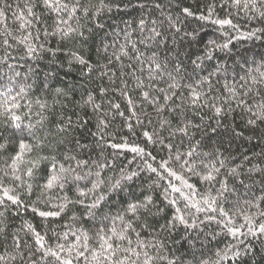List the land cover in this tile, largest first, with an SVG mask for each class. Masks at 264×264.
Masks as SVG:
<instances>
[{"label":"trees","instance_id":"1","mask_svg":"<svg viewBox=\"0 0 264 264\" xmlns=\"http://www.w3.org/2000/svg\"><path fill=\"white\" fill-rule=\"evenodd\" d=\"M80 3L91 11L64 37L66 12L0 0V264H264V0H104L99 16L100 0ZM224 19L232 24L213 22ZM21 143L32 146L25 161L48 159L31 178L21 165L18 181ZM53 165L69 171L46 190ZM149 199V210L129 211Z\"/></svg>","mask_w":264,"mask_h":264},{"label":"snow or ice","instance_id":"2","mask_svg":"<svg viewBox=\"0 0 264 264\" xmlns=\"http://www.w3.org/2000/svg\"><path fill=\"white\" fill-rule=\"evenodd\" d=\"M240 3H241V0H234V4L235 5L239 6ZM256 3H257V0H244V7L247 8V7H249V4H251V6L253 8H255ZM43 4H44L45 7L49 8V9H51L53 11L59 12V11L62 10V11L66 12L68 14L67 19L60 18L59 19V22L57 24V31L58 32H61L64 37H68V36L72 35L73 33H77V30L75 28H73L69 24V21L71 19H73L74 17H76V13L78 11L79 12H82V14L84 16H88L89 15V12L91 11V8L89 7V5H87V4H81L80 3V0H75V3L72 4L71 7H69V5L67 3H63L62 0H43ZM94 7H95V10L92 11V15L93 16H99L100 13L104 10V8L107 7V5L104 4V0H100V4L98 6H94ZM29 12H31L30 9H29ZM185 12L188 15H191V13L188 12L187 9H185ZM2 14H3L2 11H0V15H2ZM261 15H264V13H261ZM200 19H205V17H200ZM213 22L216 23V24H219L220 26L231 25L232 24V21L231 20H228V19L215 20ZM29 23H30V21H29ZM60 24H63L66 27L65 28H60ZM153 31H155V30H153ZM78 35L83 36V33L80 32V33H78ZM157 35H159V33H157ZM217 47L227 48V44L217 45ZM32 50L34 51V49H32ZM73 56H75L76 59L80 63H85V61L83 60V58L81 56H78L76 53H73ZM208 56L210 58V56H211V50H209ZM262 75H264V73H262ZM253 82L256 83L255 80H253ZM245 83H247V81ZM169 87L170 88H176L177 87V84L175 82H173V83H171L169 85ZM193 96L195 97V99H199V95L195 92V90H193ZM91 99L92 98L89 97V100L86 101V103H90L91 102ZM220 111H221V109H219V108L216 109V113L217 114H219ZM258 118L264 119V117H258ZM12 120H13V124L11 126L13 128H15V129H17V130H20V128H21L20 124L19 123H15V121L19 120V117L13 116L12 117ZM250 123H253V121H250ZM0 147H3V146L0 145ZM35 147L37 149H39L40 148V144H37ZM113 147H115V145H113ZM31 151H32V146L31 145L25 144V143H21L19 145V152L15 155V157L11 158L10 167L13 170L14 178L16 180H18V181L21 179V177H20V175H15V173H17L19 171L21 165H25V164L31 165L30 167H27L25 169V174L28 177L31 178L33 176L34 170L39 169V166H40L41 161H44V160H47L48 159L46 156H38L36 159L25 161V159H24L25 153L26 152H31ZM132 151L139 153L142 150L141 149H137V148H133ZM188 155L190 156L191 153H188ZM151 170L153 172L156 171V169H154V168H152ZM66 171H69V170L68 169H65L62 165L60 166L59 170H57L55 168V165H53V167H52V174L50 176L45 177L46 183L43 185V187L46 190H51L54 186H59V187L62 188L63 187L62 181H63L64 177L61 174L64 173V172H66ZM169 174L172 175V176H175L176 179H181V177L176 176V173L175 172H169ZM97 176H99V173H97ZM212 178L213 177H211V176L205 177V179H212ZM75 179H81V177L77 176V177H75ZM126 179H129L130 180L131 179V176L126 177ZM99 187H100V181H97V183L93 184V186H92L91 189H89L87 192L80 191L79 192V195L81 197L87 198V196L89 195L90 192L96 191ZM188 187H191V185H189ZM28 188L29 189L31 188V185L30 184L28 185ZM174 191L179 192L180 189L179 188H174ZM227 191H228L227 184H224V186L222 187V189L220 190V192L218 193V195L221 196V197H223L224 194ZM4 196H5V198L7 200L11 201L13 204H19L20 203L19 198L16 197V196H13V195H9L7 190L4 191ZM103 200H104V196L103 195L97 196V198L91 204L86 205V207L89 210L97 209V208L100 207V205H101V203H102ZM215 202H216V200H215V198H213L212 201H211V203L212 204H215ZM0 203H3V201L0 200ZM68 203H72V201H67L65 204L60 205L61 211H63L67 207V204ZM76 203H83V200L76 201ZM171 203H175V201H171ZM205 203H209V202L206 200ZM149 204H151V200L150 199L147 200L145 203L140 204V205L133 204V205L130 206L129 211H131L133 214H135V212L138 209H141V208L147 211V210H149L148 209V205ZM193 207H195V205H193ZM34 211H35V209H34ZM39 214L42 217H46V216H57V215H59V213H57V212H40ZM225 215H227V214L225 213ZM260 215L264 216V212H261ZM245 218L247 219V217H245ZM178 219L181 222H185L182 216L178 217ZM0 231H2V229H0ZM228 232L233 237H235L238 234V230H233L232 228H229L228 229ZM259 232L261 234H264V225H261L260 226ZM249 233L255 235V233L253 232V229L252 228H249ZM112 234L114 236L117 235V233L115 232V229H112ZM35 236H36V243L39 244L41 248H44V243H43V239L44 238L42 236H40L39 233H35ZM118 238L119 239H123L124 237L123 236H119ZM83 239L86 241L87 240V236H84ZM101 239L104 241L101 244V248H103L105 251H109L110 249H112V244L109 243L108 239H105V236L104 235L101 236ZM59 247L60 248H63L62 245H60ZM229 251H230V249H229ZM47 254H50L56 260H60L59 254L57 252H55V251H50ZM133 254L134 255H139L138 253H134V252H133ZM235 254L238 255V253H235ZM98 255H99V253L93 252L92 253L93 259H96ZM110 255H115V252L112 251L110 253ZM105 258L108 259L109 257H105ZM62 264H72V260L65 259V260H63Z\"/></svg>","mask_w":264,"mask_h":264},{"label":"rangeland","instance_id":"3","mask_svg":"<svg viewBox=\"0 0 264 264\" xmlns=\"http://www.w3.org/2000/svg\"><path fill=\"white\" fill-rule=\"evenodd\" d=\"M0 82H1V85H2L3 88H7L9 86L8 83L3 81V80H1ZM11 85H12L13 88H15L16 87V82H14L12 80Z\"/></svg>","mask_w":264,"mask_h":264}]
</instances>
